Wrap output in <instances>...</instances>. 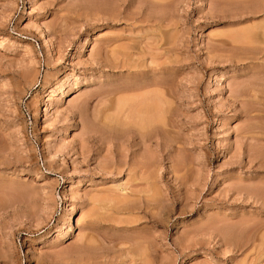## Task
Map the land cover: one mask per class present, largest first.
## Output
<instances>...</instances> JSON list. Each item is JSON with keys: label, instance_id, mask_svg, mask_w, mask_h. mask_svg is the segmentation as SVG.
I'll return each instance as SVG.
<instances>
[{"label": "rangeland", "instance_id": "obj_1", "mask_svg": "<svg viewBox=\"0 0 264 264\" xmlns=\"http://www.w3.org/2000/svg\"><path fill=\"white\" fill-rule=\"evenodd\" d=\"M0 264H264V0H0Z\"/></svg>", "mask_w": 264, "mask_h": 264}, {"label": "bare ground", "instance_id": "obj_2", "mask_svg": "<svg viewBox=\"0 0 264 264\" xmlns=\"http://www.w3.org/2000/svg\"><path fill=\"white\" fill-rule=\"evenodd\" d=\"M253 29H254V28H253ZM251 34H252V32H251ZM253 37H255V36H253ZM122 89H123V88H122ZM145 97H146V96H145ZM121 99H122V98H121ZM135 100H136V99H135ZM144 100H145V99H144ZM146 100H147V99H146ZM127 101H128V100H127ZM139 101H140V100H139ZM133 102H135V101H133ZM144 102H145V101H144ZM144 102H143V103H144ZM154 102H155V101H154ZM156 102H157V101H156ZM124 103H125V102H124ZM126 105H127V104H126ZM136 105H137V104H136ZM139 105H140V104H139ZM152 105H153V104H152ZM146 106H147V105H146ZM138 108H139V107H138ZM156 108H157V107H156ZM144 110H145V109H144ZM127 112H128V110H127ZM125 113H126V112H125ZM142 115H143V113H142ZM141 134H143V133H141ZM133 136H134V135H133ZM135 136H136V135H135ZM135 136H134V137H135ZM142 136H143V135H142ZM145 136H146V135H145ZM141 139H142V138H141ZM141 141H142V140H141ZM141 141H140V142H141ZM144 141H145V140H144Z\"/></svg>", "mask_w": 264, "mask_h": 264}, {"label": "built area", "instance_id": "obj_3", "mask_svg": "<svg viewBox=\"0 0 264 264\" xmlns=\"http://www.w3.org/2000/svg\"><path fill=\"white\" fill-rule=\"evenodd\" d=\"M27 115H28L29 123H32V117H31L30 113H27Z\"/></svg>", "mask_w": 264, "mask_h": 264}]
</instances>
